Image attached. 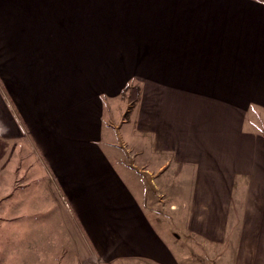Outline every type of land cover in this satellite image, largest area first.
Masks as SVG:
<instances>
[{
    "label": "crops",
    "instance_id": "0c3cea01",
    "mask_svg": "<svg viewBox=\"0 0 264 264\" xmlns=\"http://www.w3.org/2000/svg\"><path fill=\"white\" fill-rule=\"evenodd\" d=\"M263 131L258 0H0L1 254L264 264Z\"/></svg>",
    "mask_w": 264,
    "mask_h": 264
},
{
    "label": "rangeland",
    "instance_id": "374dc122",
    "mask_svg": "<svg viewBox=\"0 0 264 264\" xmlns=\"http://www.w3.org/2000/svg\"><path fill=\"white\" fill-rule=\"evenodd\" d=\"M44 184V177L38 174L36 182L33 184V188L36 187L37 198L41 200L44 199L42 192V186ZM40 191V193H38ZM40 212L39 214H41ZM44 214L46 212H43ZM65 222L56 221L54 223L45 222L44 226L39 228V238L41 237L44 241L43 245H39V254L46 255L45 259H38V264H96L90 260V254L88 252L87 246L84 245L83 240H81L76 234L72 227V224L68 216L64 213ZM68 229L71 235H66L63 232H67ZM55 239V246L52 249L51 237ZM12 248L13 245L9 243V238L5 235H0V250L5 251V248ZM16 248V245H15ZM43 251V252H42ZM188 253V250H186ZM189 258L184 261V264H223L227 257V251L211 249L210 257L208 258V253L205 250L206 258H202L200 254L188 253ZM24 256L15 254H1L0 262L3 260L5 264H24L22 260ZM5 258V259H4ZM1 264V263H0ZM141 264V263H132Z\"/></svg>",
    "mask_w": 264,
    "mask_h": 264
},
{
    "label": "trees",
    "instance_id": "16d2710c",
    "mask_svg": "<svg viewBox=\"0 0 264 264\" xmlns=\"http://www.w3.org/2000/svg\"><path fill=\"white\" fill-rule=\"evenodd\" d=\"M258 1H260V2L264 3V0H258ZM263 134H264V131H263Z\"/></svg>",
    "mask_w": 264,
    "mask_h": 264
}]
</instances>
